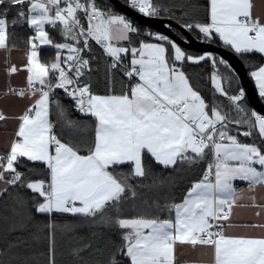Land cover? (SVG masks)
I'll list each match as a JSON object with an SVG mask.
<instances>
[{"label":"snow or ice","instance_id":"1","mask_svg":"<svg viewBox=\"0 0 264 264\" xmlns=\"http://www.w3.org/2000/svg\"><path fill=\"white\" fill-rule=\"evenodd\" d=\"M0 74V264H264V0H0Z\"/></svg>","mask_w":264,"mask_h":264},{"label":"crops","instance_id":"2","mask_svg":"<svg viewBox=\"0 0 264 264\" xmlns=\"http://www.w3.org/2000/svg\"><path fill=\"white\" fill-rule=\"evenodd\" d=\"M261 0H257V3H260ZM44 55L51 56L53 53L51 52H45ZM4 77L2 74H0V87L3 86ZM0 106H3L5 110L9 114H15L20 111V105L15 102H8L6 104H0ZM15 128V122L9 121L8 122V131H11ZM6 139L5 135V129L3 127H0V143H3ZM240 217L242 219H248L250 216V210L248 209H240L239 210ZM183 250V255L179 256L181 264H204V261L207 259L206 256H204L200 251L196 249H192L190 246H184L183 249L178 246V255L180 251Z\"/></svg>","mask_w":264,"mask_h":264},{"label":"trees","instance_id":"3","mask_svg":"<svg viewBox=\"0 0 264 264\" xmlns=\"http://www.w3.org/2000/svg\"><path fill=\"white\" fill-rule=\"evenodd\" d=\"M201 72H205L206 79V70L201 69ZM243 186V185H241ZM57 223H73L76 225L74 233H68L62 237L58 238L57 244V259L60 261V264H71L72 257L70 256V250L72 247L73 236H82V237H90L92 229L88 228L83 221H73L69 218L58 219ZM101 231V230H96Z\"/></svg>","mask_w":264,"mask_h":264},{"label":"water","instance_id":"4","mask_svg":"<svg viewBox=\"0 0 264 264\" xmlns=\"http://www.w3.org/2000/svg\"><path fill=\"white\" fill-rule=\"evenodd\" d=\"M251 87V85H249Z\"/></svg>","mask_w":264,"mask_h":264}]
</instances>
